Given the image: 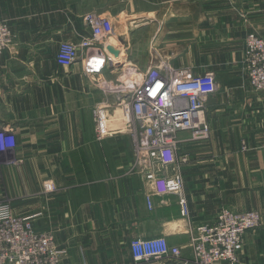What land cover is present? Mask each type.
I'll return each mask as SVG.
<instances>
[{
	"label": "crops",
	"instance_id": "1",
	"mask_svg": "<svg viewBox=\"0 0 264 264\" xmlns=\"http://www.w3.org/2000/svg\"><path fill=\"white\" fill-rule=\"evenodd\" d=\"M90 12L114 27L113 64L95 75L56 60L61 43L89 36L82 18ZM0 19L15 36L0 56V129L13 130L15 142L0 153V204L34 216L35 232L54 233L61 264H174L133 260L134 238L159 236L189 261L188 232L222 209L259 213L240 264H264V92L243 72L246 37L264 36V0H0ZM165 64L213 72L218 85L206 106L210 138L178 141L187 217L176 196L155 197L148 209L122 94L100 88L126 68L145 74ZM99 104L110 117L102 138Z\"/></svg>",
	"mask_w": 264,
	"mask_h": 264
},
{
	"label": "built area",
	"instance_id": "2",
	"mask_svg": "<svg viewBox=\"0 0 264 264\" xmlns=\"http://www.w3.org/2000/svg\"><path fill=\"white\" fill-rule=\"evenodd\" d=\"M82 22L90 32L78 43L63 42L57 53V64L69 69L77 62L84 64L87 74H101L113 64L110 48L114 27L110 19L90 12ZM15 41L8 23L0 19V56ZM243 70L256 92H264V38L251 33L245 39ZM138 84L118 101L134 146L137 165L147 183L146 201L153 211L155 197L176 196L183 217L188 216L183 196L180 165L187 162L179 155L177 137L189 133L195 141L208 140L211 129L206 106L218 91L213 72L201 75L181 73L170 64L152 66L137 76ZM105 96L111 85L102 83ZM108 108L99 104L93 109L98 138L108 134ZM13 130L0 129V153L15 146ZM245 149V145H243ZM34 216H18L9 204H0V264H61L64 251L52 232L37 233ZM261 226L258 212L236 213L222 209L211 224L198 226L188 233L192 258L183 260L182 250L172 246L164 236L134 238L131 252L136 263L169 261L174 264H240L248 232Z\"/></svg>",
	"mask_w": 264,
	"mask_h": 264
},
{
	"label": "rangeland",
	"instance_id": "3",
	"mask_svg": "<svg viewBox=\"0 0 264 264\" xmlns=\"http://www.w3.org/2000/svg\"><path fill=\"white\" fill-rule=\"evenodd\" d=\"M256 35H258V34H256ZM258 36H260V35H258ZM260 37L264 38V36H260ZM107 48H110L111 52H113V50H112L113 47L110 46V44L109 45L107 44ZM116 54H117V51H116ZM130 69H132V68L131 67L130 68H126L125 72L122 73L118 77V79H116L115 82H113V83L110 82V85H111V88H112V89H110V90H112L111 94H116V93L117 94H121L122 93L121 91H124L123 95L125 93H131V91L134 89L133 86H137V84L139 82L138 79H137L138 78L137 76L144 75V73H138V72H133V71L130 72ZM243 72H244V70H243ZM107 85H109V83H107ZM250 87H251V85H250ZM108 120H109L108 124H110V117H108ZM182 135H187V137L184 136L183 138H181ZM187 138L191 139V135L188 134V133L187 134L183 133V134H179L178 135L177 140L180 142V141L186 140ZM209 138H210V136H209Z\"/></svg>",
	"mask_w": 264,
	"mask_h": 264
}]
</instances>
